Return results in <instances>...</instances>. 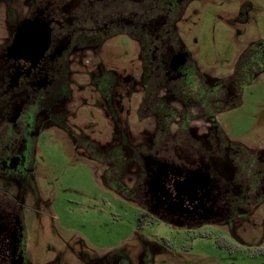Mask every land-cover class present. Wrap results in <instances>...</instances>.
Returning <instances> with one entry per match:
<instances>
[{"label": "flooded vegetation", "instance_id": "obj_1", "mask_svg": "<svg viewBox=\"0 0 264 264\" xmlns=\"http://www.w3.org/2000/svg\"><path fill=\"white\" fill-rule=\"evenodd\" d=\"M24 1L0 48V264H32L22 200L30 190L34 137L45 124L65 127L74 117L72 106L91 107L86 104L91 94L81 96L82 89L98 95L89 115L102 112L111 119L108 175L143 209L138 221L215 225L228 244L255 240L264 247V145L235 140L219 120L264 72V56L242 86L231 78L248 48L230 76L200 73L177 31L191 0ZM121 34L139 51L138 69L122 78L127 108L150 119L143 131L147 140L135 145L128 123L118 118L123 106L114 101L117 78L95 58L104 41ZM92 69H99L96 76ZM74 71L81 72L83 83H77ZM133 90L140 92L134 106ZM122 131L126 139L120 136L116 143Z\"/></svg>", "mask_w": 264, "mask_h": 264}, {"label": "rangeland", "instance_id": "obj_2", "mask_svg": "<svg viewBox=\"0 0 264 264\" xmlns=\"http://www.w3.org/2000/svg\"><path fill=\"white\" fill-rule=\"evenodd\" d=\"M24 7V0L0 1V48L11 34L15 15ZM177 31L200 73L226 78L247 48L264 46V0H191ZM138 56L137 44L123 34L104 41L95 56L103 70L117 78L114 101L123 106L118 118L128 123L133 145L147 140L143 131L150 120L135 115L134 108L130 113L125 102L128 86L122 78L138 69ZM98 71L91 73L96 76ZM74 73L77 83H83L81 72ZM85 92L91 94L86 104L92 107L98 95L92 89L79 93ZM131 94L134 106L140 92ZM240 95L235 107L219 115L220 123L235 140L264 145V72ZM91 107L76 109L74 105L70 108L74 117L65 121V127L45 124L36 131L30 190L22 200L26 251L32 264H93L97 260L109 264H264V247L256 246L255 240L228 244L221 238L225 232L215 225L195 228L138 221L143 209L120 192L108 175L109 149L114 145L111 119L94 110L95 116L89 115ZM126 110L128 117H124ZM123 133H116V143L120 136L125 141ZM122 151L127 152L126 148ZM128 179L127 174V184Z\"/></svg>", "mask_w": 264, "mask_h": 264}, {"label": "trees", "instance_id": "obj_3", "mask_svg": "<svg viewBox=\"0 0 264 264\" xmlns=\"http://www.w3.org/2000/svg\"><path fill=\"white\" fill-rule=\"evenodd\" d=\"M258 47V48H257ZM264 56V46L249 47L238 59L234 75L231 79L239 81L240 86L251 81L256 72L254 67L258 59ZM254 64V65H253ZM258 69V68H257Z\"/></svg>", "mask_w": 264, "mask_h": 264}]
</instances>
